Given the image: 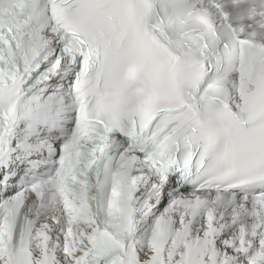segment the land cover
<instances>
[{"label": "snow or ice", "instance_id": "1", "mask_svg": "<svg viewBox=\"0 0 264 264\" xmlns=\"http://www.w3.org/2000/svg\"><path fill=\"white\" fill-rule=\"evenodd\" d=\"M0 264H264V0H0Z\"/></svg>", "mask_w": 264, "mask_h": 264}]
</instances>
